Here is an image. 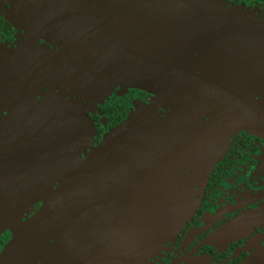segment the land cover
I'll return each instance as SVG.
<instances>
[{"label": "water", "instance_id": "95a60500", "mask_svg": "<svg viewBox=\"0 0 264 264\" xmlns=\"http://www.w3.org/2000/svg\"><path fill=\"white\" fill-rule=\"evenodd\" d=\"M8 1L0 0V14ZM108 1L130 10L126 24L140 39L142 55L97 35L95 45L77 49L92 70L64 81L97 101L116 85L152 99L97 146L85 115L57 110L31 124L29 139L19 143L39 150L43 166L29 170L26 187L2 194L17 198L11 207L19 216L42 205L25 222L3 221L14 230L0 264H91L112 227L115 251L125 243L128 264H145L192 214L187 173L199 166L194 160L204 157L209 139L232 132L264 138V97L256 101L254 93L264 78L249 77L264 74L263 21L217 0ZM44 109L55 107L46 102ZM159 111L167 112L164 119Z\"/></svg>", "mask_w": 264, "mask_h": 264}, {"label": "flooded vegetation", "instance_id": "af4514ba", "mask_svg": "<svg viewBox=\"0 0 264 264\" xmlns=\"http://www.w3.org/2000/svg\"><path fill=\"white\" fill-rule=\"evenodd\" d=\"M217 1L264 22L263 0ZM131 16L129 9L108 0H9L1 12L0 253L13 238L14 230L3 221L25 222L42 205L39 202L19 216L11 207L17 198L2 194L4 188L26 187L29 170L37 171L42 165L43 154L39 150L35 153L34 146L27 142L31 124L50 120L46 116L57 110L60 116L85 115L92 124L93 145L97 146L113 128L152 99L136 88L116 85L106 88L107 96L97 101L94 96L84 98L78 86L68 87L64 81V76L78 77L92 70L83 64L77 49L89 41L95 45L94 36L128 50L137 48L142 55L140 39L131 37L126 24ZM237 73L242 76L239 70ZM249 73L252 79L264 78V74ZM242 88L239 85L234 90L241 93ZM263 90H254L256 101L264 97ZM46 102L53 103L54 112L45 111ZM166 113L159 111L162 119ZM19 130L27 136L18 135ZM207 146L204 157L194 160L199 166L187 173L192 214L145 264H264V138L232 132L210 138ZM88 153L86 150L82 156ZM170 164L173 168L174 161ZM124 231L117 229L118 234ZM115 232L112 227L91 264H128L125 243L120 250L117 246L115 254L114 244L119 241L114 239Z\"/></svg>", "mask_w": 264, "mask_h": 264}]
</instances>
